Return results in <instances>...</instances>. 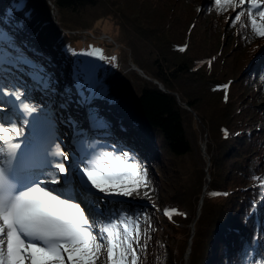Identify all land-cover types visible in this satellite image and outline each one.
I'll return each instance as SVG.
<instances>
[{
  "label": "trees",
  "instance_id": "16d2710c",
  "mask_svg": "<svg viewBox=\"0 0 264 264\" xmlns=\"http://www.w3.org/2000/svg\"><path fill=\"white\" fill-rule=\"evenodd\" d=\"M178 1L181 6L187 7L185 0ZM211 1L205 8L208 17L219 21L220 17L226 15V23L231 17L230 25L224 32L214 24L216 35L219 33L221 38H229L230 41L231 37L236 35L238 39L241 35L243 41L250 43L248 29L251 28H247L244 23L237 25L235 21L237 15L242 20L243 10L235 12L236 8L226 0ZM124 2L121 3L126 8L125 11L120 8V3L113 2L111 6L105 0H51L50 3L49 0H0V34L7 37L0 39V49L11 53L13 57L23 54L31 61V65L5 63L4 68L12 70L16 77L41 80L44 77L43 70L47 68L38 61L39 58L45 56L52 61L53 56H61L65 70L72 71V80L78 78L79 82H83L85 75L90 72V80L98 93L91 102L96 105L94 110L98 126L106 136L114 139L110 143L98 141L94 146L106 145L110 152L117 155L129 153V156L120 155L127 163L147 165L158 162L162 170V175L158 178L159 182L162 181L160 198L168 192L169 184L174 186L173 190L170 189V199L166 202L195 207L203 198L199 223L195 224L196 230L192 238L194 252L198 251V262L194 264H206V251L214 238H217L218 243L214 264H253L250 260L252 261L251 247L255 244V235L248 237V242L244 236L237 234L256 220L258 208L261 209L264 200V133L246 128L252 122H257L263 113L255 108L247 95L240 93L246 82L255 75L254 71L247 70L250 61L247 60L248 54L241 52L236 72L243 75V79L238 83L240 87L235 88L232 78L224 81L227 73L223 68L218 75L212 64V55L199 58L196 53L201 49L200 46L190 50V33L197 22H190L186 28L188 40L177 43L170 39L171 34L166 29L173 26L169 21L176 11L174 7L163 10V17L156 23L161 26V30H154L147 7H152V3L142 0L141 4L148 5L132 9L129 2ZM52 5L55 6L54 9ZM106 6L110 8L107 9ZM101 8H105L107 16H114L117 26L124 31L129 21L140 27L137 29L142 33L143 40L151 42V47L154 45L155 51L151 50L148 54L151 65L147 69L142 64L140 66L134 57V64L141 67L152 81L140 78L133 70L123 73L122 67L126 61L123 57L125 52L121 49H114L112 52L107 50L112 59L107 71L91 66V62L95 63V60L101 65L103 62L88 54L87 44L103 42L89 39L80 46L78 55L71 52L78 45L75 42L81 40L80 36L73 38L71 33L84 29L92 31L97 21L105 16H92L96 15L93 12H98ZM200 9L201 7H197L193 10L194 14L198 15ZM251 9L249 6L247 12L253 13ZM54 10L59 17L58 24L53 22ZM205 10L202 11L203 14ZM186 13L191 18V11ZM127 45L130 47L131 44ZM237 45L234 49L239 51ZM105 46L109 48L110 45ZM250 50L248 53L252 52ZM222 55L223 52L219 51V57ZM230 69L234 71L233 67ZM258 77L264 86V63ZM53 80L55 79L50 78L45 82L47 91L54 88ZM73 89L77 91L76 88ZM20 92L23 93V90ZM194 119L198 122L197 129L187 124V120ZM202 133L205 138L200 141L205 146L199 144L197 138ZM116 141L124 142L125 147L117 145ZM191 156L197 162L190 175L195 178L189 183L187 174L180 173L177 180L174 179L171 183L170 178L176 173H172L170 164ZM206 160L210 163L211 182L203 196ZM145 180L139 187L145 184ZM139 187L135 190L138 191ZM178 206L173 204L172 207ZM171 209L174 214L176 209ZM251 230L256 233L254 229ZM227 234L232 236L227 238ZM235 236H240L236 239L244 248L230 256L228 247L231 245L228 244L232 243Z\"/></svg>",
  "mask_w": 264,
  "mask_h": 264
},
{
  "label": "snow or ice",
  "instance_id": "6c2138e0",
  "mask_svg": "<svg viewBox=\"0 0 264 264\" xmlns=\"http://www.w3.org/2000/svg\"><path fill=\"white\" fill-rule=\"evenodd\" d=\"M259 15L264 19V9ZM252 24L256 26V21ZM256 31L264 37V24L256 27ZM0 39L7 37L0 34ZM5 63L31 65L23 54L13 57L0 49V71H4ZM75 87L79 97L77 104H91L98 95L87 77L83 82H75ZM7 89L8 84L0 80V92L23 100L24 93ZM23 111L31 113L39 109L34 104L31 107L24 104ZM22 123L26 121H0V264H65V253L71 264H95L105 240L109 245L110 264H126L129 255L130 264H136L137 250L133 248V241L138 243V239L131 233L121 238L118 231L101 230L99 224L104 215L101 206L116 195L131 197L146 179V169L141 178L138 164L118 163L120 155H130L126 152L104 153L103 158L110 161L108 166L96 163L97 157L90 155L66 167L69 154L52 151L53 147L59 149L60 144L46 134L40 118L33 117L28 134ZM32 168L37 171L29 172ZM23 175H30V182L26 183ZM41 175L46 178L41 179ZM74 179L77 181L75 191ZM124 230L128 232L127 226Z\"/></svg>",
  "mask_w": 264,
  "mask_h": 264
},
{
  "label": "rangeland",
  "instance_id": "374dc122",
  "mask_svg": "<svg viewBox=\"0 0 264 264\" xmlns=\"http://www.w3.org/2000/svg\"><path fill=\"white\" fill-rule=\"evenodd\" d=\"M51 0H49L50 3ZM106 3L108 2L111 6L112 3H120V8H122L125 11V7L122 5L121 2H124V0H105ZM120 1V2H119ZM129 2V7L134 9L136 6L138 8H141V5L147 6L148 4H141L142 0H126ZM185 5L187 7L181 6V3L178 0H148V3H152L153 6L151 7L148 5V16H150V21H152L151 25L152 29L161 30V26H158L156 24L164 14H162L163 10L166 11L170 7H174L176 11L172 13L171 20L168 19L170 24H173L170 28L166 27L169 34H171L170 39L172 41H175L177 43H183L187 41V35L185 33L186 28L189 26L190 22H197L195 24V27H193L191 33H190V49L191 51L194 50L197 46H200L201 49L196 53V55H199V58L209 57L212 55V64L215 66L218 75L220 72L223 71L227 73L224 81L228 79H233V85L235 88H239L240 85L238 83L241 82L243 79V75L240 76L239 73L236 72V68H238L239 63L241 61V52H245L247 55V60L249 61V65L247 67V70L254 71L255 75L253 76V79L246 82V86L241 89L240 93L242 95H247L248 98H250L251 102L254 103L255 108H259L261 113H263L259 118L257 122H252L249 126L246 128H250L251 131L257 132V133H264V86L261 83V80L259 79L260 74V68L262 67L264 63V37L259 36L256 31V27L260 26L261 24H264V19H262L259 15V11L264 9V0H256V3L253 4L252 0H244V3H241V0L239 3H237V0H226L227 3L232 4L233 7H235V12H243L242 20L238 19L235 20L238 24L243 25L245 24L248 29L249 34L251 36V42L247 43V41H243V38L241 35L238 36V39L235 37H231V41L229 38H221L219 36V33H215L214 30V24L216 28H222L223 32L228 29L230 25V18L225 22L227 18L220 17L219 21L214 18L211 19L208 17L207 12L205 10L206 5L211 0H185ZM125 3V2H124ZM259 4L258 7L255 5ZM140 7H139V6ZM252 8L253 13L247 12V9ZM107 9L110 7L106 6ZM178 7V8H177ZM197 7H201V9L198 11V15L194 14V11ZM256 7V9H255ZM52 8L54 9L55 7ZM113 8V7H111ZM203 9V10H202ZM194 10V11H193ZM204 14L202 11H204ZM105 8H101L98 12H93L96 15H92L93 17H100L103 14L105 15L103 18L97 21L96 25L92 27L91 30H75L73 31L72 37L77 39L76 36H80V41H77L75 43H78L77 47L74 48L71 51L74 55H78V52L80 50V46L83 44L84 41H87L89 39L97 41V42H103L100 43H88L87 46V52L91 56L95 57L96 59H100L103 62V65L99 64L96 60L95 63L91 62V66L103 68L104 71H107V69L110 67L112 63L111 55L108 52H112L114 49H121V51L125 52L123 54V57L125 58L126 64L123 65L122 70L123 73H127L131 70L135 71L137 75L144 79L152 81V78L145 74L144 70H142L141 67L134 64V57H136L137 62L139 61V64L146 67V69L151 65L150 61L148 60V54L155 51V47L151 42H146L143 40L142 33L138 31L136 25L132 23L131 21L128 22L127 26L125 27L126 30L124 31L123 28H120L117 26V21L114 18V16H107L105 13ZM187 11H191L192 15L191 18L186 13ZM54 12V13H53ZM53 15H57L55 10L53 11ZM202 12V13H201ZM170 13V12H169ZM167 13V14H169ZM102 14V15H101ZM91 15V13H90ZM199 16V17H198ZM55 17V16H54ZM197 18V19H195ZM201 22H200V21ZM223 22H220V21ZM256 21V26H253L252 21ZM230 21V22H229ZM145 22V21H144ZM214 22V23H213ZM131 23V24H130ZM218 23V25H216ZM225 23V24H224ZM177 25L178 27L174 26ZM176 27V28H175ZM140 28V27H138ZM125 32V36H123ZM187 32V31H186ZM168 34V35H169ZM230 36V34L227 33V36ZM114 37V38H113ZM236 38V39H235ZM109 44V48H107L105 45ZM119 42V44H118ZM122 42V45H121ZM230 43V44H229ZM232 43V44H231ZM236 43L239 45V51H236L234 48L236 47ZM127 44H131L130 47ZM124 45V46H123ZM237 45V46H238ZM152 48V49H151ZM257 49V51L250 50V49ZM254 51L253 53L249 52ZM108 50V52H107ZM219 51L223 52V55L219 57ZM194 54V53H193ZM236 54V57L234 56ZM251 54V55H250ZM214 55V57H213ZM147 57V58H146ZM83 58V56H82ZM86 59V58H85ZM149 61V65H148ZM231 67L234 68V71H231ZM92 68V67H91ZM137 69V71L135 70ZM236 72V73H235ZM156 82V81H154ZM249 83L251 85H249ZM59 84L63 87L68 86V82H63L61 80H53L52 85L53 89L49 91L47 99H50L51 95L55 94L58 91H54L55 87ZM35 86H40L39 82H35ZM69 87V86H68ZM15 85L11 87V89H14ZM71 90L74 91V89L71 87ZM240 90V89H239ZM59 96V95H58ZM23 109V105L28 103L26 100L17 101V106ZM54 109V107L52 108ZM184 109L188 110L184 107ZM57 113L62 115H69L65 113L64 111H61L60 109L56 110ZM87 112H83V114H86ZM91 113L86 114V117L81 120V123L83 121L86 123L90 122L89 115ZM92 116V115H91ZM263 117V118H262ZM93 121L95 120L92 116ZM64 120V119H63ZM21 122L20 120L14 119L13 122ZM92 121V122H93ZM197 121L196 119L189 121L187 120L188 126L190 125L191 128L194 129V127L197 129ZM25 123H22L23 130ZM93 125L95 126V134H98V123L97 120L94 121ZM71 128V127H70ZM193 129H191L193 131ZM191 131V132H192ZM71 133H78L76 129H71ZM103 135V134H100ZM94 136L90 137L93 138ZM195 137V135H194ZM196 138V137H195ZM197 138L202 140V138H205V135L199 134ZM90 140V139H89ZM91 141V140H90ZM199 144H202V141L199 142ZM203 145V144H202ZM202 148V147H201ZM81 152L79 151V154ZM195 157L191 156L189 158H186L184 160H178L180 162L172 163L170 164L171 171L173 174V177L170 178V181L177 180V175L180 173H186L187 181L191 183V179H194L195 176H190L192 171L195 170L194 166H196L197 162H195ZM123 161L124 163H127L125 159H123L120 156V160L117 162ZM96 163L100 164L101 166H108L110 164V161L107 158H103L102 156H97ZM168 163V162H167ZM139 171L140 175L143 177L145 176V169H146V180L145 184L142 187H139L138 191L139 194H136L138 191L134 190L133 195L131 197H125L122 195H116L114 197H118V199H125L126 202L134 203H142L141 205L135 206H128L126 203H122L121 212L118 217L127 218L128 215H138L136 219H133V217H130L131 220H133V224H128L125 222H119L115 223L117 226L118 224L121 226H127L129 233L132 234L134 238H137L142 243L141 248V255L137 252V258H136V264H194L198 262V251L197 253L194 252L193 245H192V238L195 234L196 230V223H199V216H200V207L202 206V199L199 201V204L195 207H184V206H178L175 205V203H169L166 201H169L168 194H171L170 189L174 188V186L170 185L168 182L167 191L166 194L163 195L162 198H160L159 189L162 187V181L159 182L158 178L162 175V170L159 167L158 162H151L147 165H139ZM205 172L206 176L203 177V196H205L206 190L208 189V186L211 182L210 177V163L208 160H206L205 164ZM181 175V174H180ZM168 177V178H169ZM192 177V178H191ZM165 178L167 180V177L165 175ZM169 181V180H168ZM147 194V195H145ZM103 195V194H101ZM173 196V195H172ZM159 198V199H158ZM161 201V202H159ZM178 206V207H172ZM123 205H126L128 207H124ZM170 208H169V207ZM171 208L176 209L175 213L173 214V211ZM264 208V201L261 204V209ZM259 209V208H258ZM126 211V212H125ZM143 215L142 218L139 217V215ZM188 217L187 219H185ZM120 219V218H119ZM142 222L145 223L142 224ZM113 220L111 221V225L113 224ZM138 226V230H137ZM115 230L118 232H121V228L115 227ZM245 232L250 235L249 228L244 229ZM136 231V233H134ZM228 232V231H227ZM122 232L120 233L121 238L123 237ZM135 241V239H134ZM260 242L264 241V238L261 237ZM259 242V243H260ZM135 249V247L133 246ZM217 250H218V243L217 238H214V242H211L207 248L206 251V264H214V261L217 259ZM191 254V255H189ZM65 255V264H71L70 261L67 260V253ZM260 261L258 264H264V248H261L260 255H259ZM132 260V257L130 260H126V264H130ZM106 264H110V260L108 259V262Z\"/></svg>",
  "mask_w": 264,
  "mask_h": 264
},
{
  "label": "bare ground",
  "instance_id": "6f19581e",
  "mask_svg": "<svg viewBox=\"0 0 264 264\" xmlns=\"http://www.w3.org/2000/svg\"><path fill=\"white\" fill-rule=\"evenodd\" d=\"M55 7V6H54ZM57 14V13H56ZM55 16V17H54ZM53 22L54 24H58L59 23V17L58 15H53ZM51 54H54L52 51H50ZM39 58V57H38ZM39 62H41L42 64H44V66L47 69L43 70V75L44 77L41 80H33L35 82H39L40 86H35L33 84H29L27 86H25L26 89V96H25V100L28 102H32L35 101L36 99H38L39 96V88H41V91L44 92L42 89H47V84L45 85V82H48L50 78H54L56 80H61L62 83L63 82H68V86L65 85L66 87H63L62 85L64 84H59L55 87L54 91H58L55 94L51 95L50 99L47 101H43L40 104L41 110L44 113V121H43V129L46 132V134H50L51 137L57 142L60 143L61 147H65L71 154L75 161V163H78L80 159H82L79 154V151H81L82 149H86L87 147V142H88V138L94 136V134L96 133L95 131V126L93 125L94 121L92 119L91 114L89 115V119L90 122L89 123H85L83 125L82 130L79 133H69L67 130L61 128V124L63 119L65 121H68V118L66 115H62L57 113V109H60L61 111H64L65 113L71 115L74 113L79 112V107L82 106L81 104H77L76 100L79 99V97L77 96V91H73L71 90V87L76 88L75 87V82L79 81L78 78H76L75 80H72L71 77V70H69V72H67L64 68V63L62 61V57L60 56H53L52 61H50L47 57L43 56L41 58H39L38 60ZM3 67V65H2ZM38 70V69H37ZM137 71V69H135ZM12 71V70H11ZM92 74L90 72L87 73V75H85V77L87 78H91ZM14 77H16V75L14 74ZM19 80H26L25 78H20V77H16ZM28 78V77H27ZM30 79V78H29ZM0 80H3V82L8 84V87H12L13 84L8 83L7 81H5L4 77L2 76L1 72H0ZM69 90H71L69 92ZM59 95V96H58ZM5 105L4 102V98L1 95L0 92V107L2 108V106ZM54 107V109H52ZM92 108H95L96 105L91 104ZM2 109H4V111L2 113H0V118L1 121H12L14 118H18L20 117L24 111H22V109L17 106L16 102H14L12 100V102L10 103V105H7L5 108L3 107ZM2 111V110H0ZM88 113H90L89 110L86 111ZM85 114V116H86ZM93 121V122H92ZM202 146H205V144H203ZM73 191L76 190L77 187V181L74 179L73 180ZM125 199L121 200L118 199V197H112L110 198V202H105L102 206H101V210L103 212V216L100 218L101 223L99 224V228L102 224H106L107 228L111 230V223H109L108 221H112L114 218H117L120 215V211H121V207H122V203H126L128 206H135L136 205H141L142 203H134L132 204L131 202H126L124 201ZM124 207H128L126 205H123ZM139 216H143V215H139ZM105 217L107 219H105ZM142 218V217H141ZM142 224H144L143 226H145V223L142 222ZM124 234V235H123ZM123 237L122 238H126L127 237V232H123ZM230 235L227 234V238H229ZM138 243L135 241H133V246L135 247V249L137 250V252L141 255V248L142 247V243L140 242V240L138 239ZM192 242V240H191ZM103 243V247L101 248L100 252L97 254V258L95 259V264H106L108 262V254H107V248H108V244L107 241H102ZM263 247V245H262ZM191 255V254H189ZM131 256L129 255L127 257L126 260H130Z\"/></svg>",
  "mask_w": 264,
  "mask_h": 264
},
{
  "label": "water",
  "instance_id": "95a60500",
  "mask_svg": "<svg viewBox=\"0 0 264 264\" xmlns=\"http://www.w3.org/2000/svg\"><path fill=\"white\" fill-rule=\"evenodd\" d=\"M230 21H231V17H230ZM230 21H229V22H230ZM160 88L163 90V87H162V86H160ZM204 149H205V147H204ZM205 154H206V152H205Z\"/></svg>",
  "mask_w": 264,
  "mask_h": 264
}]
</instances>
